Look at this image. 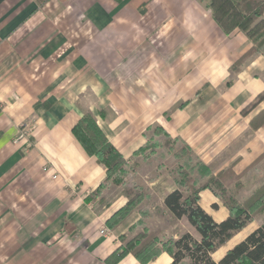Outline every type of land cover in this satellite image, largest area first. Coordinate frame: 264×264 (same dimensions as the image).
Masks as SVG:
<instances>
[{
  "label": "crops",
  "instance_id": "obj_1",
  "mask_svg": "<svg viewBox=\"0 0 264 264\" xmlns=\"http://www.w3.org/2000/svg\"><path fill=\"white\" fill-rule=\"evenodd\" d=\"M251 47L199 0H0V264H107L142 221L200 240L165 208L170 177L144 182L157 205L109 228L129 199L111 187L93 197L107 171L73 133L87 112L128 165L163 131L215 175L232 168L234 194L249 198L264 184V124L251 123L264 111V56L242 61ZM200 197L207 212L219 206L210 190Z\"/></svg>",
  "mask_w": 264,
  "mask_h": 264
},
{
  "label": "trees",
  "instance_id": "obj_2",
  "mask_svg": "<svg viewBox=\"0 0 264 264\" xmlns=\"http://www.w3.org/2000/svg\"><path fill=\"white\" fill-rule=\"evenodd\" d=\"M199 1L211 11L213 19L226 36L235 30L247 36L252 47L242 61L255 54L264 56V0ZM251 123L255 127L264 124V111ZM73 133L85 151L96 157L98 163L107 171L106 182L94 192L93 197L100 196L111 181L116 186L124 187L123 193L129 200L107 222L111 230L115 229L135 210H139L147 196L145 190L149 189L127 184V160L108 140L90 112L83 115ZM160 134L165 136L164 142H150L135 155L149 159L153 156L173 159L177 188L165 196V208L177 220L187 218L200 235V240L187 232L177 239H166L161 237V230L151 231L143 226V231L133 238L122 237V246L107 259V264H118L129 254L141 264H149L162 253H168L172 257V264H264V224L250 232L218 262L212 257L236 232L243 230L255 217L264 215V184L241 202L233 189L241 190L242 177L235 175L232 168L215 175L214 167L201 163L188 146L172 140L163 131ZM159 149L161 152H158ZM205 190H210L228 210V216L224 220L217 221L200 205V194ZM105 200L101 198L100 201ZM212 208L216 210L218 205L213 204ZM133 228L135 232L137 227Z\"/></svg>",
  "mask_w": 264,
  "mask_h": 264
},
{
  "label": "rangeland",
  "instance_id": "obj_3",
  "mask_svg": "<svg viewBox=\"0 0 264 264\" xmlns=\"http://www.w3.org/2000/svg\"><path fill=\"white\" fill-rule=\"evenodd\" d=\"M164 142V140H163ZM158 152H161V149L158 150ZM141 156L139 160H136L132 162V164L128 165V175H127V181L128 185L131 187L138 186V187H147L144 186V182L147 180H151L156 177H162L164 181H167L170 177V180L173 181L175 179V166L173 165V159L170 157L165 158H145V156ZM138 156V157H139ZM163 166L158 168L159 166ZM140 173V175H138ZM144 174V175H143ZM145 177V178H144ZM111 187V188H110ZM106 188H110L109 195L115 196L118 193H123L124 187L122 186H116L113 181L108 184ZM104 189V191L106 190ZM136 191V190H134ZM146 197L144 201L141 203L143 207L145 206H155L158 203L157 197L152 196L150 191L145 190ZM124 194V193H123ZM126 196V195H125ZM219 206L218 209L214 210L211 207H209V212L212 213V216L217 220L220 221L226 217V215L229 213L228 210L223 206L221 201H218ZM146 222L142 221L139 227V232L136 233V235L143 231V226H145ZM264 224V215L263 216H257L254 218V220L249 223L243 230L236 232L233 237L227 242L224 246L219 247L215 253H213L212 257L213 259L218 262L229 250H231L236 244H238L240 241H242L250 232L254 231L256 228L262 226ZM177 228L175 229L178 233L180 229H182L181 225L177 222ZM171 228V227H170ZM137 229V228H136ZM162 237V234H161Z\"/></svg>",
  "mask_w": 264,
  "mask_h": 264
},
{
  "label": "built area",
  "instance_id": "obj_4",
  "mask_svg": "<svg viewBox=\"0 0 264 264\" xmlns=\"http://www.w3.org/2000/svg\"><path fill=\"white\" fill-rule=\"evenodd\" d=\"M53 178H56L55 176H53ZM101 235H103L104 237H109L111 235V231L110 229L105 225L102 226L101 230H100Z\"/></svg>",
  "mask_w": 264,
  "mask_h": 264
}]
</instances>
